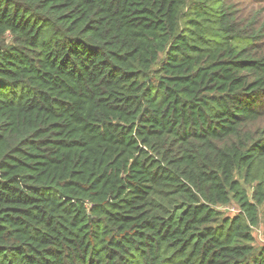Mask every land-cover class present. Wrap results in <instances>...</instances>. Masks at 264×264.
I'll list each match as a JSON object with an SVG mask.
<instances>
[{"label": "trees", "instance_id": "obj_1", "mask_svg": "<svg viewBox=\"0 0 264 264\" xmlns=\"http://www.w3.org/2000/svg\"><path fill=\"white\" fill-rule=\"evenodd\" d=\"M238 12L0 0V264H264V26Z\"/></svg>", "mask_w": 264, "mask_h": 264}, {"label": "rangeland", "instance_id": "obj_2", "mask_svg": "<svg viewBox=\"0 0 264 264\" xmlns=\"http://www.w3.org/2000/svg\"><path fill=\"white\" fill-rule=\"evenodd\" d=\"M232 2V0H229ZM238 7L240 17L248 19L254 23L255 28L264 26V0H233ZM264 51V50H263ZM222 208V207H221ZM222 210L230 215L238 213V208L235 205L222 208ZM256 245L264 243V223L263 218L259 226L254 228Z\"/></svg>", "mask_w": 264, "mask_h": 264}]
</instances>
